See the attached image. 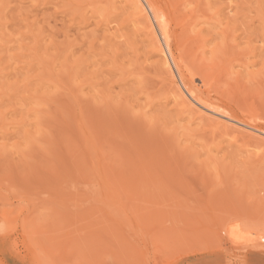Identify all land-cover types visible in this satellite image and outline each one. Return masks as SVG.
Listing matches in <instances>:
<instances>
[{
	"label": "rangeland",
	"instance_id": "obj_1",
	"mask_svg": "<svg viewBox=\"0 0 264 264\" xmlns=\"http://www.w3.org/2000/svg\"><path fill=\"white\" fill-rule=\"evenodd\" d=\"M133 1L0 0V264H264V137L180 80L264 123V0H157L180 66Z\"/></svg>",
	"mask_w": 264,
	"mask_h": 264
},
{
	"label": "bare ground",
	"instance_id": "obj_2",
	"mask_svg": "<svg viewBox=\"0 0 264 264\" xmlns=\"http://www.w3.org/2000/svg\"><path fill=\"white\" fill-rule=\"evenodd\" d=\"M133 1V0H132ZM140 1V0H139ZM133 2H135V5H137L138 6V8H139V15L140 16H146L147 17V15H146V9H147V11H149L148 13L149 14H151V16H150V18L152 17L153 19L152 20H154V22H155V24H156V27L158 28L157 30L159 31V36L160 37H157V35H156V32H155V30H154V27H153V24L148 20H146L147 22V26H146V31H147V33H149V35H151V38H152V41H154V44L156 43L157 44V46L159 47V49L160 50H158V52L159 51H161V53L162 54H164L163 52H164V47L166 46V48H167V52H168V56H170V57H168V59L170 58V59H172L173 60V62L176 64H178L179 66H180V64L181 63H184V62H182V57H180V50L178 49V47H175V49L173 48V50H172V48H171V45H172V43H173V41H174V37H173V35H172V32L170 31V29H169V27H168V20H167V16L165 15V14H163L161 11H160V5H159V3H158V1L157 0H143V4L142 3H140V2H138V0H134ZM148 18V17H147ZM158 34V33H157ZM158 38H160L162 41H163V43L165 44V46L163 47L164 49H162V44H161V40H159ZM174 43H175V41H174ZM156 46V47H157ZM175 52V53H174ZM166 53V52H165ZM167 54V53H166ZM176 59H179L178 60V62L176 61ZM167 60H165L164 59V62L167 64V62H166ZM170 61V60H169ZM168 63H171V61L170 62H168ZM185 65V64H184ZM167 66H168V64H167ZM175 66V65H174ZM173 66V67H174ZM178 67V66H177ZM184 68L187 70V73H185V71L183 72V74H182V78L180 79V80H182V82L184 83V90L186 91L185 93H186V95L188 96V98L186 99L185 98V96H184V94H183V92L181 93V95H182V97L181 98H183L184 99V106L183 107H186L187 105H194L196 108H197V110H196V112H199L200 114L201 113H203V114H201L202 116H204V114L205 113H211L212 115H215V116H217V117H215L216 118V121L217 122H214V124L217 126H219V124H223L224 126H225V124H224V122H226V121H233V122H236V123H240V124H243V125H245V127L244 128H248L249 130H252V131H254V133L253 134H255V132L256 133H259V134H262L263 135V137H264V123H262V122H260L257 118H252V119H246V118H244V117H242V116H238V115H236V116H232V114H230L231 112L230 111H228V110H225V109H223L218 103H216L214 100H212L208 95L206 96V95H202V92H201V90H200V87H199V85H197L196 83H195V78L194 77H196V75L194 74V73H192L189 69H188V67L186 68V66H184ZM174 69H176V67L174 68ZM181 70V69H180ZM177 71V70H176ZM179 72V71H178ZM180 74V73H179ZM181 76V75H180ZM179 76V77H180ZM171 77H172V75H171ZM197 78V77H196ZM198 81V80H197ZM171 82L173 83V81H172V79H171ZM176 84V83H175ZM174 83H173V87H174V85H175ZM175 88V87H174ZM179 89V88H178ZM181 91V90H180ZM176 92H177V90H176ZM182 99V100H183ZM189 99V100H188ZM182 105V104H181ZM194 109L193 107H191L190 106V109ZM188 109H189V107H188ZM198 113V114H199ZM200 115V116H201ZM201 116V117H202ZM206 116V115H205ZM210 116V115H209ZM208 116V117H209ZM211 117V116H210ZM213 117V116H212ZM214 119V118H213ZM213 125V124H212ZM220 127V126H219ZM218 128V127H217ZM251 131H249V133H250ZM252 133V132H251ZM258 134V135H259ZM249 136H251L250 134H249ZM251 138H252V136H251ZM253 138H255V137H253ZM261 139V138H260ZM259 139V140H260ZM264 140V139H263ZM245 218V217H244ZM228 219H230V218H228ZM248 219V218H247ZM231 220V219H230ZM241 220V219H240ZM231 222V221H230ZM245 222V221H244ZM232 223V222H231ZM234 225V224H233ZM232 225V226H233ZM222 226V225H221ZM260 226V225H259ZM258 225L256 226V228L254 227H252L253 229H254V231H252V233H254L256 236L255 237H253V238H250L249 239V242H250V244L252 245V248L253 249H255L256 248V250H257V248H258V250H259V248H262V247H264V227H262V226H260L259 227ZM228 227V226H227ZM231 227V226H230ZM229 227V229H231ZM234 228V227H233ZM220 229V228H219ZM222 229V228H221ZM220 229V230H221ZM240 229V225H236L235 226V228L233 229V230H228V231H230L229 233H227L226 234V237H227V235L228 236H230L232 239H234V243L235 242H237V239L239 240V237H238V234L237 233H239V232H235L236 230H239ZM225 230V229H224ZM251 230V229H250ZM222 231V230H221ZM218 232V231H217ZM224 233V232H223ZM245 234H246V232H244ZM252 233H249V235H251ZM219 235V234H218ZM220 235H221V232H220ZM247 236V235H246ZM235 238H237L236 239V241H235ZM240 238H241V236H240ZM227 241V240H226ZM230 241H231V239H230ZM241 241V240H240ZM228 242V241H227ZM233 243V242H232ZM243 243V242H242ZM245 243H247V242H245ZM249 244V243H248ZM239 246H241V244H239ZM238 247V246H237ZM234 248H236V245H235V247ZM234 248H232V250L234 249ZM240 248V247H239ZM244 248H246V247H244ZM228 249V248H227ZM238 249V248H237ZM242 249V248H241ZM241 249H240V251H241ZM250 249V248H249ZM263 249V248H262ZM239 250V249H238ZM245 250V249H244ZM252 250V249H251ZM239 256V255H238Z\"/></svg>",
	"mask_w": 264,
	"mask_h": 264
}]
</instances>
